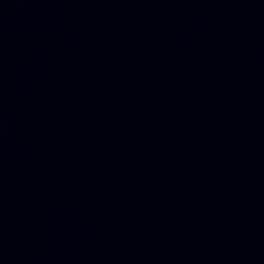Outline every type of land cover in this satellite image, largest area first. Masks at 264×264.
I'll return each mask as SVG.
<instances>
[{"label":"water","instance_id":"obj_1","mask_svg":"<svg viewBox=\"0 0 264 264\" xmlns=\"http://www.w3.org/2000/svg\"><path fill=\"white\" fill-rule=\"evenodd\" d=\"M0 264H264V0H0Z\"/></svg>","mask_w":264,"mask_h":264}]
</instances>
